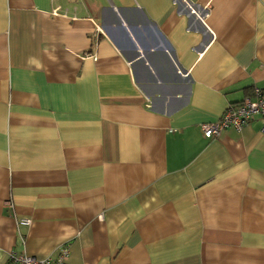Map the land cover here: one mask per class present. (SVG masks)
<instances>
[{"label": "crops", "instance_id": "1", "mask_svg": "<svg viewBox=\"0 0 264 264\" xmlns=\"http://www.w3.org/2000/svg\"><path fill=\"white\" fill-rule=\"evenodd\" d=\"M254 86L264 0H0V264H264Z\"/></svg>", "mask_w": 264, "mask_h": 264}, {"label": "built area", "instance_id": "2", "mask_svg": "<svg viewBox=\"0 0 264 264\" xmlns=\"http://www.w3.org/2000/svg\"><path fill=\"white\" fill-rule=\"evenodd\" d=\"M261 119V130L264 131V87L254 86L251 94L245 96L236 104H229L214 122L202 123L201 130L204 138H213L227 128L241 129L255 117ZM21 224H29V219H21ZM69 245L64 244L57 254L36 258L26 252L11 250L8 253L7 264H65L69 257Z\"/></svg>", "mask_w": 264, "mask_h": 264}]
</instances>
